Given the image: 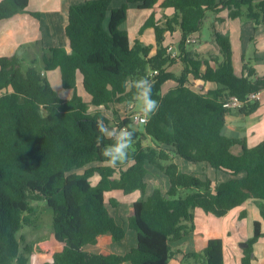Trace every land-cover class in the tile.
I'll list each match as a JSON object with an SVG mask.
<instances>
[{
	"label": "trees",
	"instance_id": "trees-1",
	"mask_svg": "<svg viewBox=\"0 0 264 264\" xmlns=\"http://www.w3.org/2000/svg\"><path fill=\"white\" fill-rule=\"evenodd\" d=\"M29 2L0 0V23L26 12ZM112 3L88 0L72 6L67 45L46 49L42 70L24 71L19 51L0 57V264H29L22 253L25 239L19 234L31 224L28 214L41 200L53 209L55 242L42 264H170L177 254L172 243L196 230L197 209L224 217L255 200L264 221V140L250 147L246 138L224 134L232 113L225 102L236 96L245 102L240 114L256 113L261 102L249 96L264 91V75L245 58L243 73L237 75L231 39L218 33L220 55L211 59L215 65L199 56L191 58L186 51L187 39L199 37L207 12L229 10L231 19L246 17L261 24L264 0H127L117 8ZM130 4L152 11L143 30L155 31L154 55L152 45L139 39L132 43L122 28ZM169 9L173 14L165 13ZM31 15L41 18L37 12ZM177 32L180 40L165 45L167 35ZM172 43L177 44L178 58L168 53ZM179 61L182 71H171ZM56 69L63 87L73 91L71 99H63L53 88L47 72ZM153 71H158L154 78ZM79 73L90 102L79 94ZM142 77L152 83V98L159 107L147 123L137 124L132 115L142 112L123 119L113 107L135 106L134 81ZM170 82L176 85L166 91ZM209 83L216 87L207 90ZM101 108L113 111V122ZM98 121L110 130L134 132L123 162L112 165L102 154L115 141L101 137L98 143ZM236 145L242 147L241 154L232 151ZM178 157L206 163L228 178L218 182L185 172ZM149 167L167 176V189L153 181L148 193ZM113 192L140 193L128 214V229L136 231L137 244L125 254L87 251L88 245L105 246L127 236L126 226L110 208L120 205L117 198L108 199ZM262 226V221L255 222L242 264H253L254 246L264 236ZM185 258L197 264H225L224 241L211 239L202 252Z\"/></svg>",
	"mask_w": 264,
	"mask_h": 264
},
{
	"label": "crops",
	"instance_id": "crops-1",
	"mask_svg": "<svg viewBox=\"0 0 264 264\" xmlns=\"http://www.w3.org/2000/svg\"><path fill=\"white\" fill-rule=\"evenodd\" d=\"M86 1L88 0H30L26 12L1 21L0 57L11 56L21 49L22 51L20 52V55L24 56L25 50L27 48L30 50L31 48L29 45L32 43L36 45L41 43V47L44 52L46 49L52 47H65L67 45L65 30L69 20V10L72 6L82 4ZM126 1L127 0H113L112 7H120ZM146 11L150 13L142 17V21L144 23L152 14L151 10ZM33 12L40 13L41 18H36L31 15ZM173 12L174 11L172 9L165 11V13H168L169 15L173 14ZM161 16L162 13L157 14V18H161ZM142 21L141 25L143 24ZM148 30V32H153V38L155 40L151 38L149 42L146 43L145 34L142 36L141 32L137 34V37H134V40H132L131 36L130 38L132 43H134L136 39H139L145 45H152L153 50L151 55H154L157 50L155 31L153 28H148ZM214 32L215 35L211 43H203L200 40V32L198 34V44L187 46L186 51L189 54L188 56L191 58L199 56L200 60L206 59L210 61L212 56H219L220 49L216 43V33H218L225 37H230L231 39L233 47V60L237 75L240 76L243 73L244 58L246 59V62H251V65L258 71L259 74L264 75V23L257 24L255 21L246 17L231 19L229 18V10H223L220 13H216ZM173 36V34L167 35L168 38H173ZM211 62L212 65H215L213 61ZM181 64L183 65V63ZM173 67L170 68L171 71H173ZM47 76L53 88L63 99L68 100L72 98L73 91L67 90L63 87L61 72L59 69L47 72ZM172 84L174 85V83H171V86L168 88L172 87ZM215 87L216 85L212 83L206 85L207 90ZM167 90L168 89H166V91ZM78 91L86 102H90L92 100L91 95L85 91L83 75L81 73L78 74ZM260 102V108L251 116L242 115L239 113V110H232V113L227 118V124L225 127L231 126V128L237 129L245 123L250 124L249 126L251 127L259 125L261 129H264V126L262 125V123H264V91ZM131 106L122 105L113 108L119 109L120 117L124 119L132 114L129 110ZM97 110L99 109L92 108L93 112H96ZM100 111L105 112L106 117L111 111V116H114L111 109L103 110V108H101ZM135 112L137 111L135 110ZM259 137L258 141H255L249 146L254 147L262 142L264 140V133H262ZM238 151L239 150L234 149L235 154H239L241 152ZM177 162L181 165L185 172L199 175L202 178H206V173L212 169L206 163L195 164L184 161L179 157L177 158ZM149 169L150 175L147 178L149 184L148 193L151 191V184L153 181H160L161 185H165L164 188L167 189L169 181L161 174L162 172L153 167H149ZM227 178L228 176H226V179ZM113 193L117 194L121 192ZM134 194V200L131 202L132 205L134 201L140 197L139 192ZM132 205H130V211L132 210ZM256 221L263 222L262 229L264 232V221L262 219L259 206L255 200L247 201L243 206L233 209L224 217H216L212 214H207L201 209H197L195 218L196 230L182 240L172 243L173 248L177 251V254L174 259L171 260L170 264H189L187 261L190 260V258H185L186 254L202 252L207 247L208 242L211 239L217 238L223 239L224 241L225 264H242L245 249L242 245L253 237L254 225ZM121 224L124 225V223ZM128 251L124 253L121 252L120 254H125ZM254 257L255 259L253 260V264H264V236L254 246Z\"/></svg>",
	"mask_w": 264,
	"mask_h": 264
},
{
	"label": "rangeland",
	"instance_id": "rangeland-1",
	"mask_svg": "<svg viewBox=\"0 0 264 264\" xmlns=\"http://www.w3.org/2000/svg\"><path fill=\"white\" fill-rule=\"evenodd\" d=\"M132 6V7H131ZM128 12V18L126 23L122 26L123 29L128 30L130 36L132 37V40H134V37H137V34L141 31L142 36L145 34V42L148 43L149 40L153 38L154 34L153 32H148V29H144L145 23L142 21V17L145 15H148V11L146 10H140L136 5L130 4ZM142 21V25H141ZM216 21V12L209 11L207 12V15L204 19V23L201 28V36L200 40L203 43H211L215 32H214V23ZM148 32V33H147ZM180 34L175 33L173 38L172 37H166L165 44H169L172 40H179ZM143 41V40H142ZM33 44V43H32ZM30 44L29 47L25 50L24 53V60L23 63V69L26 71L30 67H36L39 70H42L44 68V62H43V54L44 51L42 50L41 43L39 45L36 44ZM22 51L19 50V54ZM182 62L179 61L178 64L174 65L173 71L180 73L182 68ZM173 85V84H172ZM176 83L173 85L175 86ZM171 86L167 83L164 87V89H168V87ZM133 108H130L129 110L131 112L137 111L141 112L142 104L140 101H137ZM111 111L107 115V118L110 119L113 122V119L116 117L111 116ZM251 120V118H250ZM243 126L233 129L231 126H227L224 128V134L231 138H246L247 143L249 145H252L255 141L259 140V136L264 133V129H261L259 125H255V127L249 126L250 124H242ZM264 126V123H262ZM138 128L142 129V125H137ZM257 132V133H255ZM234 149H237L242 152V147L240 145H236L232 148V151L234 152ZM238 151V152H239ZM241 152L239 154H241ZM238 155V154H237ZM83 170L79 171L82 172ZM161 173V172H160ZM167 180V176L161 173ZM207 176L215 181L222 182L226 180V174L223 172H218L214 169H210L208 171ZM116 177H119V173L116 175ZM98 178H94L93 184H96ZM120 201V205L115 210L114 208L110 207L112 212H114L117 219L124 223L127 229V236L124 240L120 242H113L109 245L105 246H94V245H88L86 246V250L93 252V253H99L101 251H108L111 253H121L126 252L128 250H131L130 248H133L137 244V233L135 230L128 229V214L130 212V205L132 200H134L135 194L131 195H124L121 193H109L108 199L110 197H115ZM28 217L31 221L30 225L24 226L22 231L19 234V238L23 237L25 241L22 242V253L25 257L29 259V264H42L45 258L48 255V250L52 247H54V212L53 209L48 205L46 200H41L34 204V211L31 214H28ZM30 245L31 250L27 251L26 247ZM187 262L189 264H197L194 259H190Z\"/></svg>",
	"mask_w": 264,
	"mask_h": 264
},
{
	"label": "clouds",
	"instance_id": "clouds-1",
	"mask_svg": "<svg viewBox=\"0 0 264 264\" xmlns=\"http://www.w3.org/2000/svg\"><path fill=\"white\" fill-rule=\"evenodd\" d=\"M127 87V82H125ZM134 87L137 89L136 99L141 102V112L143 122H147L151 115L158 109L159 105L152 98V83L146 77L134 81ZM97 131L101 134L97 138L98 143H102L101 137L111 138L115 141L112 145L104 147L102 154L108 157V163L116 165L117 162H123L128 155V149L133 145L134 132L127 128L109 129L102 121L97 122Z\"/></svg>",
	"mask_w": 264,
	"mask_h": 264
},
{
	"label": "built area",
	"instance_id": "built-area-1",
	"mask_svg": "<svg viewBox=\"0 0 264 264\" xmlns=\"http://www.w3.org/2000/svg\"><path fill=\"white\" fill-rule=\"evenodd\" d=\"M187 44L191 45V44H198V38L196 36H190L187 39ZM168 53L173 57V58H178L179 57V50L177 48V44H170L168 46ZM158 75V71H153L151 72L150 76L151 77H155ZM262 91H258V92H254L252 94H250L249 99L253 102L256 101H261L262 100ZM224 106L230 110H240L245 106V102H243L242 100H240L238 97L236 96H232L230 97L224 104ZM132 119L135 123L137 124H143L145 122H143V114L142 113H134L132 115ZM148 121V120H147ZM147 123V122H146Z\"/></svg>",
	"mask_w": 264,
	"mask_h": 264
},
{
	"label": "water",
	"instance_id": "water-1",
	"mask_svg": "<svg viewBox=\"0 0 264 264\" xmlns=\"http://www.w3.org/2000/svg\"><path fill=\"white\" fill-rule=\"evenodd\" d=\"M244 245H242L243 247H249V243L248 242H246V243H243Z\"/></svg>",
	"mask_w": 264,
	"mask_h": 264
}]
</instances>
